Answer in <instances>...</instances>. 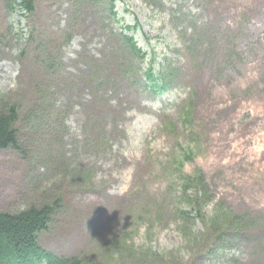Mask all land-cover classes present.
I'll return each instance as SVG.
<instances>
[{
    "label": "rangeland",
    "instance_id": "1",
    "mask_svg": "<svg viewBox=\"0 0 264 264\" xmlns=\"http://www.w3.org/2000/svg\"><path fill=\"white\" fill-rule=\"evenodd\" d=\"M28 1L0 0V212L54 207L39 244L82 264H264V0Z\"/></svg>",
    "mask_w": 264,
    "mask_h": 264
},
{
    "label": "trees",
    "instance_id": "2",
    "mask_svg": "<svg viewBox=\"0 0 264 264\" xmlns=\"http://www.w3.org/2000/svg\"><path fill=\"white\" fill-rule=\"evenodd\" d=\"M105 1L110 14L116 20L115 3L120 0ZM23 4L28 10L32 9V2L24 0ZM124 38L133 53L144 58L133 40L126 36ZM147 76L152 82L155 92L165 89V86L163 88L158 86L157 79L151 71L148 72ZM160 79L163 81V76H160ZM16 122L17 114L14 107L0 111V151L20 150L18 133L15 129ZM188 188H190L189 185L186 186L185 191ZM207 192L208 189L205 188L203 191H198V194L194 196L192 203L196 205V209L204 208V204L207 202ZM222 211V206L219 205L211 215L216 222L225 224L224 219L220 216ZM53 214L54 207L52 206L31 207L18 213L0 212V264H82L79 258H58L41 248L39 235L48 230ZM182 216L186 218L189 213H182ZM229 222L230 219L226 223ZM230 223L233 228H242L245 225L244 219L240 217L231 220ZM221 235L222 233L217 236L220 237Z\"/></svg>",
    "mask_w": 264,
    "mask_h": 264
}]
</instances>
